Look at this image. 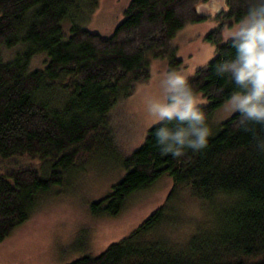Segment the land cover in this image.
I'll return each mask as SVG.
<instances>
[{
  "label": "trees",
  "instance_id": "trees-1",
  "mask_svg": "<svg viewBox=\"0 0 264 264\" xmlns=\"http://www.w3.org/2000/svg\"><path fill=\"white\" fill-rule=\"evenodd\" d=\"M208 1L130 0L103 37L77 21L99 0H0V49H18L7 60L0 56V159L28 160L0 170V243L71 171L100 152L115 154L112 108L147 82L151 58L165 59L169 70L183 67L176 37L186 24L207 20L196 6ZM249 2L225 0L217 27L205 37L214 56L188 78L205 100L210 128L213 113L240 90L215 65L234 57L223 32L243 19ZM40 55L45 60L33 68ZM239 120L233 114L212 131L205 149H185L180 158L161 152L159 123L150 127L120 160L124 176L90 203L89 213L117 217L136 193L168 179L164 201L127 236L68 264H264V151L257 147L264 125L245 128ZM180 202L189 212L172 210Z\"/></svg>",
  "mask_w": 264,
  "mask_h": 264
},
{
  "label": "rangeland",
  "instance_id": "rangeland-1",
  "mask_svg": "<svg viewBox=\"0 0 264 264\" xmlns=\"http://www.w3.org/2000/svg\"><path fill=\"white\" fill-rule=\"evenodd\" d=\"M129 2L99 0L92 12L83 10L77 21L88 30L108 37L123 19ZM221 10H226L225 0H209L197 5L196 11L206 15L207 20L186 24L176 37L177 55L184 61L183 67L177 71L188 78L214 56L213 46L205 37L217 27V15ZM237 24L224 30V41L228 40L226 32ZM17 50L1 48L0 56L7 60ZM44 60V56H36L32 67L41 66ZM167 71L165 59L151 58V74L147 82L134 88V93L116 109L112 108L109 115L116 135L111 147L115 154L100 152L85 168L71 171L70 174L74 173L69 174L63 186L57 187L33 211L26 223L0 243V264H68L83 255H97L109 244L131 233L162 204L170 185L168 179L160 180L152 190L136 193L117 217L92 216L89 213L90 203L104 198L124 176L120 160L138 148L148 129L159 123L148 116L146 105L149 99L162 98L160 81ZM201 99L205 102L203 97ZM235 113L227 101L213 113L210 121L212 131ZM26 163L25 156L10 161L0 159V170ZM188 205L180 202L173 205L172 210L179 213L188 211ZM183 216L188 222L192 219L189 215ZM180 235L174 234L173 237Z\"/></svg>",
  "mask_w": 264,
  "mask_h": 264
},
{
  "label": "clouds",
  "instance_id": "clouds-1",
  "mask_svg": "<svg viewBox=\"0 0 264 264\" xmlns=\"http://www.w3.org/2000/svg\"><path fill=\"white\" fill-rule=\"evenodd\" d=\"M226 36L235 55L216 63L215 72L229 77L240 89L230 97L231 110L239 114L241 127L264 125V0H250L243 19ZM160 86L162 98L149 99L146 111L159 122L155 138L161 152L180 158L185 149H205L212 130L201 107L204 101L188 76L169 70ZM257 147L264 151V140Z\"/></svg>",
  "mask_w": 264,
  "mask_h": 264
}]
</instances>
